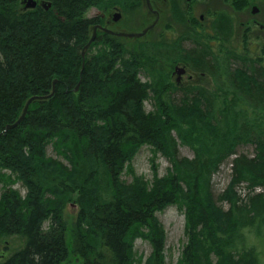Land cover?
Returning <instances> with one entry per match:
<instances>
[{"label": "trees", "instance_id": "1", "mask_svg": "<svg viewBox=\"0 0 264 264\" xmlns=\"http://www.w3.org/2000/svg\"><path fill=\"white\" fill-rule=\"evenodd\" d=\"M19 1L0 0V235L26 242L2 264H130L134 233L178 200L189 213L181 264H262L253 237L264 245V105L249 108L239 92L233 101L227 79L220 94L172 85L157 65L162 49L141 44L128 59L119 37L106 31L83 54L96 23L85 16L88 8L119 0H38L51 6L23 10ZM197 52L194 59L207 54ZM249 67L251 99L264 102V75ZM54 88L6 129L29 98ZM151 90L157 106L146 112ZM188 132L196 150L185 161L178 144L189 142ZM154 142L168 147L176 169L150 193L123 190L117 175L127 154ZM243 146L254 150L241 152ZM230 158L234 181L250 190L228 197L230 208L217 218L208 199L212 177ZM79 191L80 211L69 226L63 208ZM128 194L140 204L129 203ZM155 240L153 264H164ZM213 254L215 260L207 257Z\"/></svg>", "mask_w": 264, "mask_h": 264}, {"label": "rangeland", "instance_id": "2", "mask_svg": "<svg viewBox=\"0 0 264 264\" xmlns=\"http://www.w3.org/2000/svg\"><path fill=\"white\" fill-rule=\"evenodd\" d=\"M25 6L26 3L24 0H20L18 3L19 10H23ZM119 9L123 10L124 14H122L120 20L116 21L114 20V16L116 13H119ZM85 16L93 18L96 21L91 27V37L97 25H103L116 31L123 30L133 32L143 31L145 27L152 24L154 20L158 21V24L145 36H118L123 49H125V57L128 59L131 58L130 55L133 53V50L140 48L141 44L160 48L164 51L162 55L165 59L158 62L157 65L169 77V82L172 85L177 84L182 88L202 86L212 92L220 94L222 93L221 88L223 87L221 83L227 79L229 81L228 85L231 88L228 89V96H230L233 101L235 95L239 92V96L246 99V104L249 108H253L252 106H255V104L264 105V102H257L251 99L252 95L250 94L248 87L250 81L247 79L245 72L239 67L238 63L235 65L234 71H231L226 78H221L217 75L218 72L215 67L210 70L208 67L199 65L194 58L186 55L187 45L183 41L186 25H184L181 20L175 21L173 15L160 14L157 16L156 14H151L146 7L145 2L142 0H119L118 2H115V4L107 6L91 5L85 13ZM100 31H103V29H98V32ZM242 33V29L237 27L235 50L244 53L246 49L243 43ZM250 42L253 51L251 54L259 55L262 49H259L256 41L254 43V37L251 38ZM248 43L249 42L247 41V44ZM84 49L85 48H83L82 51H84ZM247 52H250V50L248 49ZM177 66H185L188 69V72L181 77L182 79L179 82L178 77L181 75L177 74ZM149 74H142V79L148 80L147 78ZM191 75H193V77ZM154 91L155 90H151L150 96L143 102V108L146 112L153 111L157 106V93ZM179 94H181V92ZM251 112H253V109H251ZM192 134L196 137L195 133ZM187 138V141L189 142H183L179 139L178 144L179 157L181 159L185 158V161H187L186 158H193L196 150V144L194 143L191 133L188 132L186 134V139ZM154 143H147L142 146L136 145L132 148L130 153L128 152L129 154H127V157L124 159L122 167L123 171L119 172L117 175L118 184L123 185V190L127 187V190L132 192L136 191L143 194L150 193L157 190L156 186L158 184L164 182V180H162L163 177L168 178L171 174V170L173 171L176 169L175 163L171 162V160L174 159V155H172V157L170 156L168 150H166L168 147L160 148L159 144ZM240 148L241 152L246 153H251L253 152L252 150H254L251 146H243ZM48 153L58 157L51 145L48 147ZM231 159L232 158L224 161L212 177L211 190L208 199L210 201V207L215 212L217 218H219V211L221 208H230V203L227 200L228 197L232 198L235 193H239L244 197L250 190L247 183H241L238 185L236 181H234ZM179 183L182 184V182ZM182 186L185 195L188 191H185V186L183 184ZM14 187L18 188L23 195L27 193V187L23 185L22 182L16 183ZM255 191H261V188L258 187ZM1 193L2 185L0 184V195ZM80 195L81 191H79L78 194H74L70 202L63 208V215L68 221L69 226L74 223L80 211ZM127 196L129 203L136 206L140 204V201L135 199L136 195L132 196L131 194H128ZM187 219H189L187 208L185 207V204L180 203L179 200L176 203H168L162 209L157 210L151 224L134 233L133 251L130 254V264H153L157 252L155 237L161 240L163 248L161 257L164 264H181L182 253L189 240L187 233ZM217 223L221 229L224 230L225 226L219 222ZM239 237L231 239L237 243L240 241ZM253 239L254 241L252 239L251 241L256 242V250L261 252V263L264 264V245L256 237H253ZM25 242V237L23 235H9L6 233L0 235V264L9 258L15 251L24 247ZM207 257L215 260L217 255L213 254Z\"/></svg>", "mask_w": 264, "mask_h": 264}, {"label": "flooded vegetation", "instance_id": "3", "mask_svg": "<svg viewBox=\"0 0 264 264\" xmlns=\"http://www.w3.org/2000/svg\"><path fill=\"white\" fill-rule=\"evenodd\" d=\"M142 1L145 2L151 14L157 16L170 14L175 17V21L181 20L186 25L183 36V41L187 45L186 55H189V57L197 55L199 49L207 53L205 57L202 55L204 59H194L199 65L208 67L210 70L215 67L218 72L217 75L221 78L234 71L237 63L241 69L244 67L243 71L247 72V75H249V66H254L256 70L264 75V0ZM122 14H124V11L119 9V20ZM157 24L158 21L154 20L152 24L145 27L143 31L148 30L143 36L148 34ZM237 27L243 31V43L246 49L244 53L235 50ZM98 29L100 28L98 27ZM119 32L129 31L119 30ZM119 37L126 36L119 35ZM253 37L254 43L256 41L259 49H262L259 55L251 54L253 51L250 41ZM248 49L250 52H247ZM176 69L177 74L181 75L178 77L179 82L182 79L181 77L188 72V69L185 66H177ZM191 76L193 77V75Z\"/></svg>", "mask_w": 264, "mask_h": 264}, {"label": "water", "instance_id": "4", "mask_svg": "<svg viewBox=\"0 0 264 264\" xmlns=\"http://www.w3.org/2000/svg\"><path fill=\"white\" fill-rule=\"evenodd\" d=\"M43 6H45V8H49L51 6V3H48L46 1H41L40 2ZM38 4V1L37 0H28V3H27V6H30V7H34ZM114 20H119V13H116L115 16H114ZM100 27L102 28L103 30L111 33V34H114V35H117V36H128V37H136V36H143L148 29H146L145 31H142V32H119V31H114L112 29H109L107 27H104V26H101V25H97L94 29V33H93V36L91 37V39L89 40V42L87 43V45L85 46V49L83 51V54H85V51L87 48H89V46L91 45V43L94 41L95 39V36H96V33H97V28ZM78 89V87H76V90ZM54 93H55V88L53 89V92L49 95H45V96H40V95H35V96H32L31 98H29V100L27 101L25 107H24V110H23V113L21 114V116L19 117V119L13 123V124H8L6 126V129H10L12 127H15L16 125H18L22 119L25 117V115L27 114V111L29 109V106L30 104L36 100V99H43V98H50V97H53L54 96ZM3 132H0V136L2 135Z\"/></svg>", "mask_w": 264, "mask_h": 264}, {"label": "bare ground", "instance_id": "5", "mask_svg": "<svg viewBox=\"0 0 264 264\" xmlns=\"http://www.w3.org/2000/svg\"><path fill=\"white\" fill-rule=\"evenodd\" d=\"M160 249H161L160 251L162 252L163 248H162V245L161 244H160Z\"/></svg>", "mask_w": 264, "mask_h": 264}]
</instances>
